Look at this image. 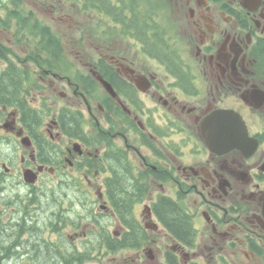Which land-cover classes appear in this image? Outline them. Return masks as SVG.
<instances>
[{
    "label": "flooded vegetation",
    "instance_id": "obj_1",
    "mask_svg": "<svg viewBox=\"0 0 264 264\" xmlns=\"http://www.w3.org/2000/svg\"><path fill=\"white\" fill-rule=\"evenodd\" d=\"M36 1L46 45L19 27L36 22L23 0L0 12V232L13 239L42 193L87 261L264 264V0Z\"/></svg>",
    "mask_w": 264,
    "mask_h": 264
},
{
    "label": "trees",
    "instance_id": "obj_2",
    "mask_svg": "<svg viewBox=\"0 0 264 264\" xmlns=\"http://www.w3.org/2000/svg\"><path fill=\"white\" fill-rule=\"evenodd\" d=\"M16 6L19 5V0H14ZM84 4L90 6L94 5H107V0H84ZM3 8L11 13V9L6 6L5 0L2 1ZM19 9L20 7H16ZM91 8V7H90ZM89 8V9H90ZM9 18L10 14H7ZM116 14V20H123V18L118 17ZM19 27H27L31 30L34 35L35 41L39 45H46L48 42L47 29L43 28L42 25L36 21L31 22L29 20L23 19V15L17 16ZM10 26V24H9ZM115 32L111 35L104 34L103 37L112 36L113 40H121L127 38L128 34L123 32V30L115 28ZM166 34L158 33L151 34L147 32H139L138 34H132L131 37L136 38L138 41H164ZM51 43L56 42V39L51 35ZM15 83L10 82L9 85H14ZM9 88L8 84H5L4 90ZM14 89V88H13ZM8 92V90H7ZM9 96L8 94L5 97ZM12 96V95H11ZM7 99V98H4ZM123 181V179H121ZM124 196V194H123ZM44 199L46 198L41 194L35 195L33 201L36 208L39 206V210H36L37 215L41 214L40 217L33 216L30 217L29 221H19L17 227L14 229L13 239L11 235H5L2 231L0 232V264L6 263V261L12 264H84L87 259H92L91 251L84 253L72 252L69 248L65 247L66 242L58 234L60 232L59 228V218L56 215L54 218V212L58 211V207H52L49 210L45 209ZM165 209L162 217L166 222V225L176 234L180 236L181 239L186 240L188 237L189 225L185 217L176 208L174 203L168 200H164ZM42 204V205H41ZM26 207V206H25ZM47 210V211H46ZM41 212V213H40ZM50 212L52 215L50 216ZM27 213V212H26ZM29 216V215H27ZM37 221V222H36ZM7 229V227L1 225L0 229ZM45 232L57 234V240H48L43 237ZM107 242V241H106ZM94 244V243H93ZM103 244V242H101ZM125 242L118 244V249H121ZM137 244L136 242H131V246ZM2 252V253H1ZM95 258V257H94ZM93 258V259H94Z\"/></svg>",
    "mask_w": 264,
    "mask_h": 264
},
{
    "label": "rangeland",
    "instance_id": "obj_3",
    "mask_svg": "<svg viewBox=\"0 0 264 264\" xmlns=\"http://www.w3.org/2000/svg\"><path fill=\"white\" fill-rule=\"evenodd\" d=\"M2 1L3 0H0V12L4 16L5 13H3V9L4 8L2 6ZM5 1H6V3H10V0H5ZM23 1H24V5H25L26 9L28 11H33L34 12L33 15H34V20L35 21H37V19H36V17H37L42 23H48L49 22L50 12L47 9H44L41 4L38 5V1H36V0H23ZM48 3L49 4H52V3H50V1H48ZM61 28H64V26L61 27ZM15 31H16L15 28H13L11 32H15ZM105 31H107V28L106 27L103 29V32L104 33H106ZM33 35L34 34L31 33V30H29L28 31V36H33ZM11 36H12V33H7L6 34V37H8V38L11 37ZM114 42H115V45H125L127 41H125L124 39H121V40H116L115 39ZM56 198H57L56 200L51 199L50 200V203H47V201H45V199H44V202H46L45 205H44L45 209L49 210L52 207L53 208L54 207L55 208L58 207L60 205L59 204V200H58V196H56ZM38 209H39V206L36 208V210H38ZM40 215L41 214L37 215V213H35V216L40 217ZM43 237L45 239L53 240V241L57 240V238H58L56 235H53L52 233H49V232H45L43 234ZM136 255L135 254H131L130 255V253H129V254H123V255H119V256L116 255V257H113V258L112 257L111 258L110 257H107V255H106V256H102L101 257L103 260L85 261L84 263L85 264H143L142 261L139 262V263H136L135 262V260H134L133 257H136Z\"/></svg>",
    "mask_w": 264,
    "mask_h": 264
},
{
    "label": "water",
    "instance_id": "obj_4",
    "mask_svg": "<svg viewBox=\"0 0 264 264\" xmlns=\"http://www.w3.org/2000/svg\"><path fill=\"white\" fill-rule=\"evenodd\" d=\"M25 178H26V182H28V183H35V181L37 180V178L34 176V174H32V172H30V171L28 173H26Z\"/></svg>",
    "mask_w": 264,
    "mask_h": 264
},
{
    "label": "bare ground",
    "instance_id": "obj_5",
    "mask_svg": "<svg viewBox=\"0 0 264 264\" xmlns=\"http://www.w3.org/2000/svg\"><path fill=\"white\" fill-rule=\"evenodd\" d=\"M2 253V252H1Z\"/></svg>",
    "mask_w": 264,
    "mask_h": 264
}]
</instances>
